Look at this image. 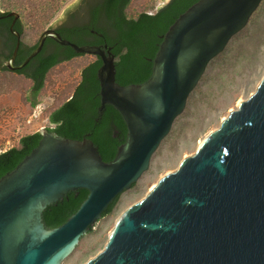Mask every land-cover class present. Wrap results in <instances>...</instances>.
I'll list each match as a JSON object with an SVG mask.
<instances>
[{
    "label": "water",
    "instance_id": "1",
    "mask_svg": "<svg viewBox=\"0 0 264 264\" xmlns=\"http://www.w3.org/2000/svg\"><path fill=\"white\" fill-rule=\"evenodd\" d=\"M261 1L197 0L164 33L151 77L128 85L115 81L113 54L50 27L71 8L17 65L20 33L13 24L19 13L0 16H13L16 41L4 63L10 70L24 67L47 37L76 53L98 54L99 110L111 104L127 126L111 161L87 137L38 129L37 146L0 177V264H60L109 203L148 169L209 62ZM43 122L53 126L48 117ZM78 187L88 194L77 210L62 224L45 227V207ZM85 264H264V77L193 154L116 220L104 249Z\"/></svg>",
    "mask_w": 264,
    "mask_h": 264
},
{
    "label": "trees",
    "instance_id": "2",
    "mask_svg": "<svg viewBox=\"0 0 264 264\" xmlns=\"http://www.w3.org/2000/svg\"><path fill=\"white\" fill-rule=\"evenodd\" d=\"M15 1V0H14ZM18 1V0H16ZM21 1V0H20ZM14 3L10 9L0 10V16L18 8L14 29L20 33V45L16 62H21L35 47L36 41L27 42L23 35L22 16L27 19L36 17L47 19L58 8L59 0H22ZM131 0H101L91 9V19L88 26L103 34L104 41L112 46L115 57V81L121 85L140 84L148 80L153 73L154 57L163 39L164 33L176 18L197 0H169L155 12L146 8L133 14L129 11ZM16 11V10H15ZM101 19L99 21L98 19ZM13 16L0 17V92H5L11 85L20 81L28 83L26 99L31 106L37 104V96L44 88L48 74L61 61L70 60L76 53L70 46L63 45L47 37L41 50L29 62L17 70L8 69L4 63L11 55L16 36L10 29ZM257 21L253 22L255 25ZM63 38L77 44H93L94 40H84L91 35L90 31L79 32L74 28L58 29ZM249 34L254 37V43L259 44L264 28L254 27ZM227 49V48H226ZM225 49V50H226ZM224 51L216 56H222ZM215 58V57H214ZM213 58V59H214ZM212 59V60H213ZM99 62H87L82 68V79L75 85L72 93L59 105L48 111V120L53 126H47L49 131H55L62 136L82 139L87 137L97 147L104 161L114 159L117 149L127 135V126L121 113L109 103L100 111L99 85L96 77ZM11 75H8V73ZM204 85H212L219 80V74L205 73ZM42 134L35 130L19 137L14 144L0 151V177L13 170L22 159L37 146ZM133 182L131 187H134ZM88 189L78 187L67 191L60 199L48 204L42 211V221L47 228L58 226L73 214L86 198ZM120 195L115 197L105 208L102 216L111 213ZM91 230V228L89 229Z\"/></svg>",
    "mask_w": 264,
    "mask_h": 264
},
{
    "label": "rangeland",
    "instance_id": "3",
    "mask_svg": "<svg viewBox=\"0 0 264 264\" xmlns=\"http://www.w3.org/2000/svg\"><path fill=\"white\" fill-rule=\"evenodd\" d=\"M18 1L0 0V10L16 7L14 3L19 5L20 2L28 7L25 1ZM75 1L59 0L57 10L44 20L22 16L26 30L23 38L30 43L37 41L41 32L61 18ZM162 1L131 0L129 11L135 14L146 8L152 12ZM14 10L18 11V8ZM255 21L257 23L253 25ZM256 26L264 28V0L251 14L244 28L229 39L222 56H215L209 62L204 74L217 72L219 80L212 85H204V81L209 80L203 79L202 75L189 94L184 110L175 118L169 133L152 155L148 169L138 178L136 185L120 194L113 211L96 221L60 264H85L103 250L116 220L147 195L161 177L175 170L185 157L193 154L200 142L239 104L238 101L245 100L255 91L264 77V33L259 44L254 43V37L249 34ZM90 59V54L82 53L57 64L48 74L45 86L37 96V100L42 102L35 106H31L26 99L29 85L25 81L0 92V151L17 144L23 134L42 126H52L43 122L48 111L72 93L80 69Z\"/></svg>",
    "mask_w": 264,
    "mask_h": 264
},
{
    "label": "flooded vegetation",
    "instance_id": "4",
    "mask_svg": "<svg viewBox=\"0 0 264 264\" xmlns=\"http://www.w3.org/2000/svg\"><path fill=\"white\" fill-rule=\"evenodd\" d=\"M99 1H101V0H76L72 5H70V7H68V8H71V9L70 10L68 9L63 21H61L56 26H50V27L54 28L59 33H60V31L58 30L59 28H64V29H67V30H69V28L70 29L74 28L75 30H78L79 32L87 31V29H88L90 31L89 33H91V35H86V36L83 37V39L84 40L86 39V40H94V41H96L97 43H93V44L104 48L106 56H108L110 54H113V58H114L113 61L115 62L116 54L112 51V46L104 41L102 33L98 32L97 30L92 29V28H90L88 26V23H89V21L91 19L90 11L96 5V3L99 2ZM161 6L162 5L157 6L155 8V11L158 8H160ZM155 11H152V12H155ZM98 20L101 21L100 18ZM15 22H14V24H15ZM14 24H13V28H14ZM60 35L62 36L61 33H60ZM105 45H106V47H105ZM108 48H110V52L111 53L108 52V50H107ZM83 54H87V53H83ZM90 55L92 56V59H90V61L91 62L92 61L93 62H99V66H100L101 63H102L101 57L98 54H90ZM16 57H17V55H16ZM16 57H15V60H14V64L15 65L19 64V62H16ZM114 65H115V63H114ZM99 66L97 67V71H98ZM82 68L79 71V79H78V81L76 82L75 85H79L80 84V80L82 79ZM97 71H96V77H97V80H98V85H100V81H99V78H98V75H97ZM99 89H100V86H99ZM98 96L100 98L99 92H98Z\"/></svg>",
    "mask_w": 264,
    "mask_h": 264
},
{
    "label": "crops",
    "instance_id": "5",
    "mask_svg": "<svg viewBox=\"0 0 264 264\" xmlns=\"http://www.w3.org/2000/svg\"><path fill=\"white\" fill-rule=\"evenodd\" d=\"M7 148H8V147H7ZM4 149H6V148H4ZM4 149H2V150H4ZM2 150H1V151H2Z\"/></svg>",
    "mask_w": 264,
    "mask_h": 264
},
{
    "label": "bare ground",
    "instance_id": "6",
    "mask_svg": "<svg viewBox=\"0 0 264 264\" xmlns=\"http://www.w3.org/2000/svg\"><path fill=\"white\" fill-rule=\"evenodd\" d=\"M238 102H240V101H238ZM201 142H202V141H201ZM201 142H200V143H201Z\"/></svg>",
    "mask_w": 264,
    "mask_h": 264
}]
</instances>
